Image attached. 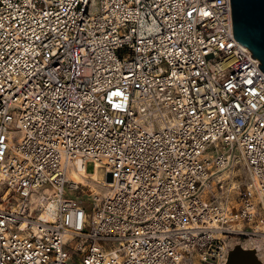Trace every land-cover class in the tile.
I'll return each instance as SVG.
<instances>
[{"label":"built area","instance_id":"1","mask_svg":"<svg viewBox=\"0 0 264 264\" xmlns=\"http://www.w3.org/2000/svg\"><path fill=\"white\" fill-rule=\"evenodd\" d=\"M250 56L229 0H0V264H264Z\"/></svg>","mask_w":264,"mask_h":264},{"label":"water","instance_id":"2","mask_svg":"<svg viewBox=\"0 0 264 264\" xmlns=\"http://www.w3.org/2000/svg\"><path fill=\"white\" fill-rule=\"evenodd\" d=\"M232 36L259 62L264 74V0H229ZM110 181V178H107ZM225 264H261L254 251L235 246Z\"/></svg>","mask_w":264,"mask_h":264},{"label":"bare ground","instance_id":"3","mask_svg":"<svg viewBox=\"0 0 264 264\" xmlns=\"http://www.w3.org/2000/svg\"><path fill=\"white\" fill-rule=\"evenodd\" d=\"M98 172H101L102 176H99ZM230 172L232 173L233 171L222 172L219 178H221L223 181H228V179H230V176H229ZM91 174L92 175L90 176L86 172L84 174L83 170L79 169V165L77 162L72 164V167L69 169L70 179H72L76 183L79 182V183H82L83 185H87L94 191H99V187L102 184L108 183L104 181V173L102 169L99 168V166H96L95 172ZM242 247H244V244H242Z\"/></svg>","mask_w":264,"mask_h":264},{"label":"rangeland","instance_id":"4","mask_svg":"<svg viewBox=\"0 0 264 264\" xmlns=\"http://www.w3.org/2000/svg\"><path fill=\"white\" fill-rule=\"evenodd\" d=\"M85 172L87 174L92 173V165L90 163L85 165ZM98 174H99V176H102L101 172H98ZM90 175H92V174H90ZM229 176H230V179H228V182H230L229 186H231V185L233 186L234 184H238L239 182L242 181V178H243L242 171L239 167L234 168L233 172L232 173L230 172ZM74 196H75V194L72 195L71 197H74Z\"/></svg>","mask_w":264,"mask_h":264}]
</instances>
